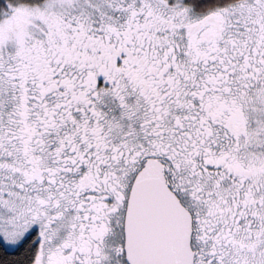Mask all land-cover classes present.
I'll use <instances>...</instances> for the list:
<instances>
[{
    "label": "snow or ice",
    "instance_id": "obj_1",
    "mask_svg": "<svg viewBox=\"0 0 264 264\" xmlns=\"http://www.w3.org/2000/svg\"><path fill=\"white\" fill-rule=\"evenodd\" d=\"M0 264H264V0H0Z\"/></svg>",
    "mask_w": 264,
    "mask_h": 264
}]
</instances>
